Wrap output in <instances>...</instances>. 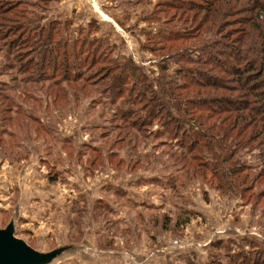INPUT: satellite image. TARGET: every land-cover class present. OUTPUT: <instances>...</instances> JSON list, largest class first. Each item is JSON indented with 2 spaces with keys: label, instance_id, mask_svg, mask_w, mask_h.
<instances>
[{
  "label": "rangeland",
  "instance_id": "374dc122",
  "mask_svg": "<svg viewBox=\"0 0 264 264\" xmlns=\"http://www.w3.org/2000/svg\"><path fill=\"white\" fill-rule=\"evenodd\" d=\"M27 1L32 4L27 12L40 26L60 24L66 43L91 40L99 47L92 49L96 58L105 55L129 76L116 92L101 81L104 77L94 80L91 74L84 79L90 81L84 93L70 92L67 100L54 103L41 84L25 85L11 71L14 63L0 48V100L10 96L13 106L19 105L0 131V230L12 223L14 236L39 254L60 250L48 264H233L234 255L264 261L263 194L254 205V190L225 196L188 175L178 160L186 146L173 136V123L157 122L139 132L120 121L122 112L140 115L134 101L146 86L158 92L177 81L188 90L193 79L206 77L231 85L228 68L248 63L243 50L233 56L239 48L250 50L249 39L238 41L239 13L248 0L217 2L220 36L210 33L207 18L200 34L187 20L193 16L187 3L175 0ZM190 32L195 41L178 51L174 34ZM206 52L231 61L213 69L188 63ZM180 67H191L190 79L175 80ZM224 91L211 90L206 100L214 107L243 103L242 94ZM181 92L174 93L188 95ZM258 152L240 154L253 174L260 169ZM185 217L189 223L176 227Z\"/></svg>",
  "mask_w": 264,
  "mask_h": 264
},
{
  "label": "trees",
  "instance_id": "16d2710c",
  "mask_svg": "<svg viewBox=\"0 0 264 264\" xmlns=\"http://www.w3.org/2000/svg\"><path fill=\"white\" fill-rule=\"evenodd\" d=\"M15 1L0 0V48L4 57L14 63L11 65L14 66L10 68L11 71L20 74L26 81L25 85L41 84L47 89L46 91H49L52 102L59 103L67 100L70 92L73 95L84 93L90 88L88 83L90 81L84 79L94 74V80L96 77H104L101 81L109 83L107 85L109 87L114 86L116 92L117 84H128L124 78V75L128 74L126 68L124 69L122 65H120L121 69L115 66L101 53L104 59L102 56L100 57L102 59L96 58L97 50L93 52L92 49L99 47L90 43L91 40L80 45L74 42L66 43L60 37L62 31L60 24L50 23L48 26H40L36 18L27 12L32 4L27 0L11 3ZM175 1H179L180 5L187 3L190 12H193V16L187 20L192 26L197 24V31L200 34H202L201 29L205 28L200 24L204 25L207 18L211 28L210 33L220 36L221 24L218 23L220 12L214 6L223 0H200L204 2L203 4L196 0ZM167 7L162 11L166 15ZM243 10V13H239L240 19H238L241 20L238 23L243 29L239 31L240 39L239 37L237 39L240 42L249 39L250 50L239 48L233 56L236 57L244 51L242 60L248 63L228 68L225 73L232 77L229 83L231 85H221L222 82L218 77H206L193 79L192 83L186 86L188 90L178 85L177 81L176 83L168 81L167 89L162 87L158 92H153V87L146 86V91H141L134 101L135 106L140 110V115L132 111L122 112L120 121L125 119L127 125L131 122V130L139 132L157 122L163 125L173 123L174 130L177 129V135L173 134V136L181 146H186L185 153H180L178 160L188 175L192 178H200L225 196H243L254 190L258 192L255 193L254 205H256L262 202L261 194L264 195V88H262L264 71L261 68L264 65V0H248ZM192 34L191 32L184 35L174 34L175 39L172 42L178 43L176 47L178 51L181 44L189 45L186 42L195 41L191 37ZM77 49L83 50L77 53ZM249 54L255 59L246 57ZM222 55L206 52L200 54V61L197 63L189 59L187 61L191 65L202 64L210 69L222 68L231 61V57ZM259 62L260 67L256 65ZM83 71L86 73H81ZM190 71L191 67H180L174 72L175 80L190 79ZM217 89L228 93L238 92L237 94L244 96V101L241 105L214 107V102H208L206 96H211L213 93L210 91ZM177 91L188 92V95H181L182 92L180 95L178 93L175 95L174 92ZM184 97H188V102L184 101ZM13 103L10 96L0 100V131L6 129L3 127L4 124L13 121L12 110L19 106L15 103L16 107H14ZM35 103L37 104L38 100H35ZM28 118L30 119L26 116V119ZM118 125L119 123L116 124ZM3 142L0 136V144ZM251 148L259 149L257 162L260 169L254 174L252 173L254 169L239 161L241 152L243 150L249 152ZM56 177V175L52 176L51 182L56 181ZM191 215L190 213L189 218ZM189 218L178 219L176 227L185 226L189 223ZM251 257L253 256L242 255L238 258L234 255L230 258L233 264H264V261L259 262L258 259ZM208 264L221 263L211 260Z\"/></svg>",
  "mask_w": 264,
  "mask_h": 264
},
{
  "label": "water",
  "instance_id": "95a60500",
  "mask_svg": "<svg viewBox=\"0 0 264 264\" xmlns=\"http://www.w3.org/2000/svg\"><path fill=\"white\" fill-rule=\"evenodd\" d=\"M60 250L39 254L13 234V224L0 230V264H48Z\"/></svg>",
  "mask_w": 264,
  "mask_h": 264
}]
</instances>
